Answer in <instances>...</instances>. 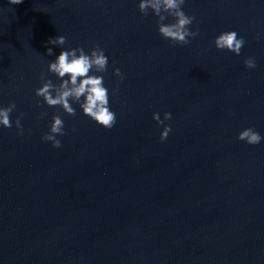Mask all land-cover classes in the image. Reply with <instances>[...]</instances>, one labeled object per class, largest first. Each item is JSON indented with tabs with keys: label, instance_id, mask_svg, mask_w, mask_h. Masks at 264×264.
I'll list each match as a JSON object with an SVG mask.
<instances>
[{
	"label": "water",
	"instance_id": "water-1",
	"mask_svg": "<svg viewBox=\"0 0 264 264\" xmlns=\"http://www.w3.org/2000/svg\"><path fill=\"white\" fill-rule=\"evenodd\" d=\"M184 10L199 34L181 45L137 0H0V104L16 102L24 129L0 127V264H264V141L236 138L264 134V0ZM225 29L245 37L240 55L215 48ZM57 34L65 44L48 45ZM95 44L116 123L61 110L53 147L41 137L59 106L34 91L46 48ZM154 111L172 112L164 141Z\"/></svg>",
	"mask_w": 264,
	"mask_h": 264
},
{
	"label": "clouds",
	"instance_id": "clouds-1",
	"mask_svg": "<svg viewBox=\"0 0 264 264\" xmlns=\"http://www.w3.org/2000/svg\"><path fill=\"white\" fill-rule=\"evenodd\" d=\"M22 0H10L12 4H19ZM186 0H137V7L140 12L148 15L151 12L157 20V31L161 37L174 44L186 45L191 38L199 34V29H193L190 25L195 20L194 15L186 13L184 5ZM169 17L171 19L169 20ZM167 21V22H166ZM262 34L257 33L256 39H261ZM66 36L57 34L49 37L47 44L61 46L66 42ZM245 37L239 35L235 29L221 30L213 37L215 48L227 50L236 55H240L245 44ZM49 56L54 55L47 63V71H41L39 79L40 86L35 88V96L40 97L36 101L37 105L46 104L49 107L59 106L52 114L48 131L41 139L50 141L53 147L59 148L62 144L60 139L66 132L65 120L60 114L62 110L68 115H75L77 106L79 110L91 120L104 128H112L117 120V113L111 107V96L117 91L110 89L105 83V76L108 71L109 56L105 48L99 44L93 45L90 49H85L82 45L74 47H61L59 52L49 46L46 48ZM244 64L248 68H255L257 61L254 56H246ZM113 73L122 81L124 73L121 68L114 66ZM53 73L58 82H54L48 75ZM16 102L13 100L6 105L0 104V127L10 128L15 124L18 131L23 132V113L15 117L13 121L11 113L16 109ZM41 116H46L47 112H41ZM153 120L158 125H163L160 130V140L164 141L172 131L170 123L172 112L164 111L163 115L159 111L152 113ZM236 138L247 144L255 145L264 141V134L258 131L255 126L243 127Z\"/></svg>",
	"mask_w": 264,
	"mask_h": 264
}]
</instances>
